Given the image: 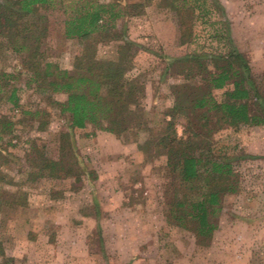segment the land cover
<instances>
[{"label":"rangeland","instance_id":"374dc122","mask_svg":"<svg viewBox=\"0 0 264 264\" xmlns=\"http://www.w3.org/2000/svg\"><path fill=\"white\" fill-rule=\"evenodd\" d=\"M100 1L124 8L114 31L136 45L127 77L144 86L141 101L148 125L118 136L89 124L69 130L64 141L69 115L55 102L66 101L67 94L42 90L31 82L24 55L0 48V73L10 75L9 88H17L20 98L17 107L6 94L0 100V117L13 122V131L0 138V241L12 260L0 256V264H264V125L214 133V154L231 163L235 191L222 193L211 215L214 228L202 237L192 222L182 224L168 215L173 191L194 199L207 191L204 182H199V193L181 184L169 171L166 155L146 145L161 136L170 119L173 86L195 83L196 74L170 65L169 58L226 54L235 47L248 58L264 95V0L176 1L194 8L183 13L172 7L175 0ZM42 11L49 18L42 46L47 58L74 70L81 43L66 37L63 9ZM182 20L192 22L187 42ZM98 38L93 39L98 57H114L118 41ZM224 91L214 95L221 100ZM38 110L44 114L34 117L31 112ZM183 124L180 118L179 135ZM41 152L71 167L53 177L37 175L32 164L34 158L40 163ZM91 171L90 178L83 175ZM176 179L177 186L171 187ZM96 223L106 230L95 229Z\"/></svg>","mask_w":264,"mask_h":264},{"label":"trees","instance_id":"16d2710c","mask_svg":"<svg viewBox=\"0 0 264 264\" xmlns=\"http://www.w3.org/2000/svg\"><path fill=\"white\" fill-rule=\"evenodd\" d=\"M176 1L179 0H175L172 7L179 13L194 9L187 6V1L184 7L178 6ZM59 6L66 16V37L81 43L72 71L50 61L42 48L49 30V18L42 10ZM120 6L119 2L103 3L100 0H0V48L24 55V65L32 72L31 82H36L42 90L67 94L66 101L55 102L63 114L69 115L68 132L62 133L64 141L69 139V130L85 128L89 124L118 136L148 125L141 101L144 86L127 77V72L132 69L136 45L114 31V21L124 10ZM137 6L140 5L129 7ZM180 24L184 42L191 40L192 22L182 20ZM97 37L118 41L114 57H98L96 40H93ZM169 62L172 66L180 64V69L183 67L189 76L196 74L195 83L173 86L174 105L167 114L170 119H165L161 136L147 141L146 145H154L160 154L166 155L169 171L181 184L190 185L199 193V182H204L207 191L194 199L185 195L182 198L179 190L173 191L168 215L182 224L192 222L193 229L202 237L214 228L211 215L220 203L222 193L235 191L231 181L232 165L224 157L214 154L211 139L215 132L225 127L264 125V95L253 79L248 58L235 47L226 54H193L169 58ZM10 86V75L0 73V100L6 94L7 100L17 107L20 105L18 89H10ZM218 89L225 90L221 100L214 95ZM31 113L34 117L44 114L39 110ZM180 118L184 119L183 135L177 130ZM12 123L7 116L0 117V138L13 131ZM35 148L34 143L32 150ZM38 155L40 163L37 164L34 158L32 164L38 168L37 175L46 173L53 177L57 171L71 167H66L62 160L46 158L43 152ZM3 158L4 150L0 148V164H3ZM31 173L35 175L34 170ZM83 175L90 178L93 172ZM83 175L76 178L81 180ZM173 181L171 187L177 186V179ZM0 256L6 261L12 260L7 259L1 241Z\"/></svg>","mask_w":264,"mask_h":264},{"label":"crops","instance_id":"0c3cea01","mask_svg":"<svg viewBox=\"0 0 264 264\" xmlns=\"http://www.w3.org/2000/svg\"><path fill=\"white\" fill-rule=\"evenodd\" d=\"M121 208V207H120ZM125 208V207H124ZM133 212H135V210H133ZM98 220V219H97ZM110 227H114L113 225H110ZM106 228H107V226H105L104 224H100V223H96V226H95V229H97V230H106ZM99 232V231H98ZM135 251V250H134ZM130 260V259H129ZM71 262V261H70ZM130 262V261H129ZM47 264H52L51 262L49 263H47ZM68 264H74V261H73V263H68ZM130 264H135V262H130Z\"/></svg>","mask_w":264,"mask_h":264}]
</instances>
